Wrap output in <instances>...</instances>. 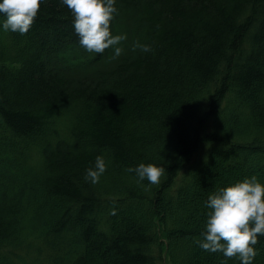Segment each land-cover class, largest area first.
<instances>
[{
	"label": "trees",
	"instance_id": "16d2710c",
	"mask_svg": "<svg viewBox=\"0 0 264 264\" xmlns=\"http://www.w3.org/2000/svg\"><path fill=\"white\" fill-rule=\"evenodd\" d=\"M116 6L115 59L80 45L61 0L0 31V264H221L197 243L205 201L264 181V0ZM140 162L164 166L159 183L128 171ZM255 247L264 264V235Z\"/></svg>",
	"mask_w": 264,
	"mask_h": 264
},
{
	"label": "clouds",
	"instance_id": "9594fccd",
	"mask_svg": "<svg viewBox=\"0 0 264 264\" xmlns=\"http://www.w3.org/2000/svg\"><path fill=\"white\" fill-rule=\"evenodd\" d=\"M42 0H0V31L27 33L39 13ZM73 14L74 30L79 43L89 52L103 53L113 48L112 59L124 51L121 41L126 33L113 34L111 23L118 13L117 0H61ZM133 48L151 50V45L137 41ZM108 164L103 155H97L94 165L86 169L84 179L95 184ZM139 181L147 179L159 183L165 168L157 163L140 162L128 169ZM205 205L208 209L203 239L198 245L206 251L223 253L221 264L236 257L240 264H253L258 249L255 245L264 235V181L257 175L221 186L210 193ZM115 214L116 209H112Z\"/></svg>",
	"mask_w": 264,
	"mask_h": 264
}]
</instances>
